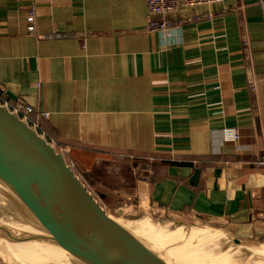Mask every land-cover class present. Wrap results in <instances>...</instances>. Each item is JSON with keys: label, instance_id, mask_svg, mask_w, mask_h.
Here are the masks:
<instances>
[{"label": "crops", "instance_id": "0c3cea01", "mask_svg": "<svg viewBox=\"0 0 264 264\" xmlns=\"http://www.w3.org/2000/svg\"><path fill=\"white\" fill-rule=\"evenodd\" d=\"M262 1L151 34L146 0H0V99L27 108L103 201L264 244Z\"/></svg>", "mask_w": 264, "mask_h": 264}, {"label": "water", "instance_id": "95a60500", "mask_svg": "<svg viewBox=\"0 0 264 264\" xmlns=\"http://www.w3.org/2000/svg\"><path fill=\"white\" fill-rule=\"evenodd\" d=\"M1 199L7 264H179L112 220L52 143L0 104Z\"/></svg>", "mask_w": 264, "mask_h": 264}, {"label": "bare ground", "instance_id": "6f19581e", "mask_svg": "<svg viewBox=\"0 0 264 264\" xmlns=\"http://www.w3.org/2000/svg\"><path fill=\"white\" fill-rule=\"evenodd\" d=\"M105 213L118 223L140 229L146 236L149 234L155 247L179 264H264V247L224 242L228 235L226 236L220 229L215 231L188 227L169 228L145 222L138 224L110 215L106 211ZM164 239H167L171 246L179 248L182 254L176 253V258L169 255L168 247L164 248L160 243Z\"/></svg>", "mask_w": 264, "mask_h": 264}, {"label": "rangeland", "instance_id": "374dc122", "mask_svg": "<svg viewBox=\"0 0 264 264\" xmlns=\"http://www.w3.org/2000/svg\"><path fill=\"white\" fill-rule=\"evenodd\" d=\"M60 153V151L58 150ZM64 156V155H63ZM65 160L67 163L71 165V160L68 158V156H64ZM72 166V165H71ZM73 168V167H72ZM75 174L78 176H82L83 171H81L78 167L73 169ZM81 178V177H79ZM83 178V177H82ZM81 180V179H80ZM85 184V183H84ZM86 186V185H85ZM87 187V186H86ZM88 188V187H87ZM89 188H91L89 190ZM88 190L92 193V195L98 200L100 203L101 207L110 215L116 216L118 218H121L123 220H131L134 221L138 224L140 223H150V224H156L164 227H169V228H197L201 230H221V232L225 233L226 240L224 242L230 243H239V244H250L252 246H262L264 247V244H258L256 242H252L249 240H243L240 239L236 236L234 231L226 226L222 221H217V220H210V219H202L196 216L192 215H173L167 211H164L162 209H136L133 208L131 204L126 203L124 201H103L100 199V196L97 195V191L95 190V187H89ZM94 190V191H91ZM10 208L7 203L0 200V214L6 213V209ZM125 210V211H124ZM219 230V231H220ZM231 234V236H229ZM156 237H160L159 235H155ZM231 237V239H230ZM229 239V240H227ZM230 241V242H229ZM158 243V241L156 240ZM165 242V243H164ZM167 239H164V241H160L162 247H168L169 252L168 254L171 255L172 257L177 256L176 253H181L179 248H176L174 246H171V243H167ZM182 254V253H181Z\"/></svg>", "mask_w": 264, "mask_h": 264}, {"label": "built area", "instance_id": "2783aa9c", "mask_svg": "<svg viewBox=\"0 0 264 264\" xmlns=\"http://www.w3.org/2000/svg\"><path fill=\"white\" fill-rule=\"evenodd\" d=\"M223 0H146L148 24L146 30L151 34H162L175 28H179L186 23H197L204 17L199 16L196 11L200 7H207L209 10L222 5ZM264 8V1L260 3ZM36 9L32 7L28 11V23L30 29H34ZM210 17V15H207ZM255 91V89L253 88ZM0 104L6 107L10 112L23 119L31 127L38 131L35 125H32L26 116L27 108L15 106L5 101ZM46 118L49 114H44ZM39 132V131H38ZM225 138L228 140H239V135L235 130H227ZM52 143V142H51ZM54 146V144L52 143ZM61 153V152H60ZM66 155L65 153H61Z\"/></svg>", "mask_w": 264, "mask_h": 264}]
</instances>
